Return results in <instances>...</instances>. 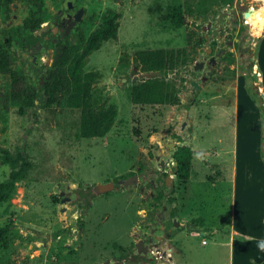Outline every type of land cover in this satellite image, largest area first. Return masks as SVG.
Here are the masks:
<instances>
[{
  "label": "rangeland",
  "instance_id": "1",
  "mask_svg": "<svg viewBox=\"0 0 264 264\" xmlns=\"http://www.w3.org/2000/svg\"><path fill=\"white\" fill-rule=\"evenodd\" d=\"M68 2L85 9L72 35L78 26L97 28L108 11L120 15L117 39L104 42L84 69L95 75L97 106L114 105L118 116L104 138L80 139L79 111L41 102L6 109L0 99V183H8L11 174L4 151L33 164L22 197L0 204V227L8 228L0 264H229L228 249L215 246L214 238L181 227L197 218L209 226L227 225L219 215L228 220L231 214L235 158L245 180L240 197L251 205L264 198V0H47L46 7L54 15ZM176 6L186 20L181 28L172 22ZM27 13L24 3L10 6L8 20L0 10V45ZM40 45L35 53L15 43L10 47L15 70L34 85L53 60L46 42ZM151 49H186L187 62L143 72L135 54ZM198 63L204 67L196 70ZM150 78L174 84L181 103L133 105V86ZM10 90V79L0 75V93ZM187 143L194 149V170L182 184L173 173V154ZM135 174L139 183L124 186ZM109 183L115 185L109 192L94 190ZM87 199L91 207L80 222ZM141 241L149 247L146 255L138 252ZM165 243L174 248L173 258L156 260L151 249Z\"/></svg>",
  "mask_w": 264,
  "mask_h": 264
},
{
  "label": "trees",
  "instance_id": "2",
  "mask_svg": "<svg viewBox=\"0 0 264 264\" xmlns=\"http://www.w3.org/2000/svg\"><path fill=\"white\" fill-rule=\"evenodd\" d=\"M47 0H0V4L7 9L13 3H24L29 7V16L20 27L6 33L9 43L0 45V75L10 79V93H0V99L6 109L9 104L36 106L41 102L50 109L68 108L77 110L81 115L78 138H104L113 128L118 116L114 105L98 107L94 100V73L84 71L89 57L99 51L104 42L118 37L120 15L108 11L100 26L93 30L83 27L77 28L72 36L66 34L55 35L51 38L49 49L53 51V62L46 67L45 74L39 85L32 84L23 70H15V54L11 51L12 43L33 53L35 42H41L44 35L38 37L41 25L50 21V14L46 7ZM79 3L82 0H78ZM172 22L177 28L186 25L181 6L173 7ZM76 30V31H77ZM194 39V34H189ZM135 62L143 72L160 73L174 70L187 62L186 49H151L138 51ZM133 105L164 106L179 105V93L171 82L166 79L150 78L133 86L131 90ZM23 110L21 109V112ZM5 152L6 162L10 164L11 174L8 183H0V204L13 202L22 197V183L27 179L33 164L22 155L13 158L9 151ZM193 151L186 145L178 147L173 154L176 164L177 179L182 184L191 180L193 168ZM86 208L79 217L85 218L87 209L91 207V200H86ZM196 222V221H195ZM197 223V222H196ZM7 227H0V247L8 248Z\"/></svg>",
  "mask_w": 264,
  "mask_h": 264
},
{
  "label": "crops",
  "instance_id": "3",
  "mask_svg": "<svg viewBox=\"0 0 264 264\" xmlns=\"http://www.w3.org/2000/svg\"><path fill=\"white\" fill-rule=\"evenodd\" d=\"M262 69V66H261ZM262 95L264 98V74L262 77ZM254 105V104H253ZM256 105V104H255ZM235 109L241 110V96L235 103ZM257 118L260 122V117L257 112ZM261 124V122H260ZM261 126V125H260ZM244 132V128H242ZM235 167L232 173V196L231 207L228 220L225 216L219 215V219L222 222H226L227 225L209 226L203 218L192 220H185V224L181 229L186 230V224L188 222H194L197 225V232L203 230L204 236L209 235L215 239V246L226 248L229 251V264H264V250L259 247V244L264 242V198L260 201L259 205H251V203L240 197V187L245 182L244 178L239 175V159L235 158ZM194 164V163H193ZM194 166L192 168L193 174ZM191 174V176H192ZM243 179V180H242ZM264 183V179H263ZM230 193V192H229ZM198 220H203L202 224H199ZM180 225L182 222H179ZM183 225V224H182ZM189 232H196L189 231ZM186 238L190 235L186 234ZM183 238L179 237V240ZM173 240V238H172ZM203 245H209V242ZM168 246V244L165 243ZM183 245V242H182ZM173 258L174 248L171 247ZM184 259V258H183ZM185 260V259H184Z\"/></svg>",
  "mask_w": 264,
  "mask_h": 264
},
{
  "label": "flooded vegetation",
  "instance_id": "4",
  "mask_svg": "<svg viewBox=\"0 0 264 264\" xmlns=\"http://www.w3.org/2000/svg\"><path fill=\"white\" fill-rule=\"evenodd\" d=\"M17 4V7H15V5ZM19 3H13L11 4L12 9H17L18 8ZM26 5V4H25ZM28 8V13L26 18L24 19V21L27 19V17L29 16V7L28 5H26ZM83 7H80L78 9H75V4H73L72 2H68L67 3V7L65 9H62L61 7L59 8V10L53 15L51 13L50 14V21L45 22L41 25L40 30H42L43 28H47L46 31H43L41 33H39V31L37 32V36L40 37L42 35H44V39L42 41L46 42V46L49 48V46L51 45V38L55 35H60V34H66L67 36H72V30L77 27V25L81 22H79L77 25H75L73 28H71V30L69 31V33H67V29L68 27L73 23V21L75 20V17L78 13V11L80 9H82ZM84 9V8H83ZM0 10L2 12L5 13V7L2 6L0 4ZM10 7L7 9V14L5 13V19L8 20L10 15ZM84 13H85V9H84ZM84 15V14H83ZM83 19V17H82ZM82 21V20H81ZM24 23V22H23ZM55 28H58V32L55 33L54 30ZM5 43H9V39L6 37V39H4ZM41 41V42H42ZM39 41L35 42V50H41L43 46L40 45ZM38 45H40L38 47ZM21 48V47H20ZM23 49V48H22ZM24 50V49H23ZM35 50L33 51V53H35ZM49 51V55H51V57H53V54L51 53V49H48ZM53 62V60H52Z\"/></svg>",
  "mask_w": 264,
  "mask_h": 264
},
{
  "label": "water",
  "instance_id": "5",
  "mask_svg": "<svg viewBox=\"0 0 264 264\" xmlns=\"http://www.w3.org/2000/svg\"><path fill=\"white\" fill-rule=\"evenodd\" d=\"M248 1H251V0H247V2ZM15 7H17V4L15 5ZM248 7H249V5H247V4H244L242 6L244 13L248 10ZM83 14H84V9L82 8V9H80L78 11L73 23L68 27L67 33H69L71 28H73L75 25H77L79 22H81ZM46 30H47V28L45 27L42 30H40L39 33L43 32V31H46ZM54 32L57 33L58 32V28H55ZM210 52L211 51H209V53ZM51 53H53V51H51ZM48 64L51 65L52 64V60H50ZM203 67H204V63H198V64H196L195 69L199 70V69H202ZM254 76H255L256 82H258V75L255 73ZM193 86H195L197 89H200V86L196 82H193ZM186 146L190 147L192 151L194 150L192 145H191V143H187ZM162 164H164V163H162ZM173 173L177 175V170L173 171ZM172 180H173L172 176L169 175L167 177V185H171L172 184ZM138 183H139V175L138 174H135V175H133V176H131V177H129V178H127V179H125L123 181L124 186L135 185V184H138ZM114 188H115L114 183H109V184H106V185H99V186L95 187L94 190L97 193H99V194H103V193H106V192H109V191L113 190ZM176 226L177 227L180 226V223L177 222V221H176ZM186 227H187V229L189 231H192L193 229L195 231L198 230L197 225L195 223L188 222L186 224ZM137 249H138L139 253H142V254H145V255L149 253V247L146 246L143 241L138 243Z\"/></svg>",
  "mask_w": 264,
  "mask_h": 264
},
{
  "label": "built area",
  "instance_id": "6",
  "mask_svg": "<svg viewBox=\"0 0 264 264\" xmlns=\"http://www.w3.org/2000/svg\"><path fill=\"white\" fill-rule=\"evenodd\" d=\"M204 243H206V240L204 241ZM151 254L155 257L156 260H162L166 256L169 258L172 256L171 249L169 250V248H166V245L164 244L155 249H151Z\"/></svg>",
  "mask_w": 264,
  "mask_h": 264
},
{
  "label": "clouds",
  "instance_id": "7",
  "mask_svg": "<svg viewBox=\"0 0 264 264\" xmlns=\"http://www.w3.org/2000/svg\"><path fill=\"white\" fill-rule=\"evenodd\" d=\"M259 247H260L262 250H264V242L260 243V244H259Z\"/></svg>",
  "mask_w": 264,
  "mask_h": 264
}]
</instances>
